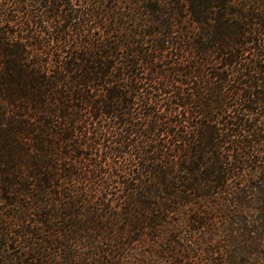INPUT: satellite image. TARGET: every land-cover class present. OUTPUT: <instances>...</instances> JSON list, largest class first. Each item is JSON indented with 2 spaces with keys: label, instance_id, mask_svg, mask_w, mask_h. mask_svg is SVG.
Masks as SVG:
<instances>
[{
  "label": "trees",
  "instance_id": "16d2710c",
  "mask_svg": "<svg viewBox=\"0 0 264 264\" xmlns=\"http://www.w3.org/2000/svg\"><path fill=\"white\" fill-rule=\"evenodd\" d=\"M75 1L0 0V264H130L170 226L245 223L264 0Z\"/></svg>",
  "mask_w": 264,
  "mask_h": 264
},
{
  "label": "rangeland",
  "instance_id": "374dc122",
  "mask_svg": "<svg viewBox=\"0 0 264 264\" xmlns=\"http://www.w3.org/2000/svg\"><path fill=\"white\" fill-rule=\"evenodd\" d=\"M84 2L85 0L75 1L73 7H78ZM261 66L264 68L263 62ZM242 113L250 118L251 125L257 126L254 138L259 139L258 144L262 156L260 159L264 162V107L261 103L252 104V106L246 104L242 108ZM239 137L243 139L242 135ZM242 160L247 164L243 165L242 175L239 174L238 178L231 181L233 189L229 191L230 198L238 201L236 197L239 196L240 202H244L239 203V206L242 210L244 208V213L246 212L245 223H243V216L241 219L236 218L234 222L216 218V223L215 220L213 221L215 226L204 228L201 222L206 221L207 218H200L192 223L191 219L195 216L192 210L180 214L178 212L176 213L178 217L188 215L191 223L187 221L178 227L170 226L166 231L169 236L167 239L162 237L149 243L138 244L133 250L137 253V259L130 255L127 261L130 264H145V260L149 264H217L215 260L224 262L227 254L233 249L239 264H264L263 173L258 174L247 166L254 164L253 158L248 160L245 156ZM241 183V188L237 189ZM222 208L223 212H234L238 207L232 201H226ZM214 214L216 216L215 211H212L213 216Z\"/></svg>",
  "mask_w": 264,
  "mask_h": 264
}]
</instances>
